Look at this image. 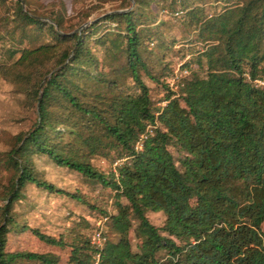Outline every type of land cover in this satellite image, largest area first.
Segmentation results:
<instances>
[{
	"label": "trees",
	"instance_id": "16d2710c",
	"mask_svg": "<svg viewBox=\"0 0 264 264\" xmlns=\"http://www.w3.org/2000/svg\"><path fill=\"white\" fill-rule=\"evenodd\" d=\"M125 1L68 29L60 11L44 16L24 8L27 0H0L2 39L11 43L4 54H18L1 73L36 115L5 153L13 175L0 207V264H264V87L254 81L264 78V0H213L210 14L205 0H166L162 7L181 12L203 47L196 68L184 64L189 77L176 90L162 80L159 106L142 79L159 82L144 53L162 38L157 24H144L157 0H132V8ZM105 22L114 26L99 33ZM43 33L50 39L22 46ZM170 148L182 154L178 163ZM37 155L114 192L113 236L102 247L87 236L86 218L69 239L18 224L13 205L26 184L63 192L36 170ZM96 157L110 166L122 161L104 171ZM158 211L160 226L147 216ZM18 230L67 247V261L50 251L8 250Z\"/></svg>",
	"mask_w": 264,
	"mask_h": 264
},
{
	"label": "rangeland",
	"instance_id": "374dc122",
	"mask_svg": "<svg viewBox=\"0 0 264 264\" xmlns=\"http://www.w3.org/2000/svg\"><path fill=\"white\" fill-rule=\"evenodd\" d=\"M127 3L125 0H27L24 8L44 16L51 10L60 11L64 16L67 28L70 29L79 24L84 26L107 12L121 10ZM130 3L129 8H132L134 6L132 0ZM167 3L166 0H157V2L151 3L149 7L154 18L144 23L150 27L157 24L162 32L161 40L152 42L147 47L148 49L152 48V51L144 52L151 63V71L159 78V82L142 75L156 106L165 104L163 98L166 89L162 86V80L166 82L168 80L173 90H176L177 84H182L189 77L190 70L184 64L190 63L191 68H196V56L203 47L201 42L194 40L196 31L187 27L185 21H182L183 14L181 12H172L167 6L162 7ZM7 5H9V1H7ZM203 7L207 14L212 13L214 10L213 0H205ZM5 8L0 5V17L6 13ZM110 26H114V23L110 25L105 22L99 33H103ZM6 27V24L0 20V207L5 201V192L13 175V171L4 163L5 153L14 146L18 134L25 132L32 126L36 116L25 95L18 91L1 73L2 63L12 61L18 56L16 54L15 58L7 60L4 54L5 48L11 45L9 38L2 39ZM17 31L19 33V30ZM18 33L16 32V34ZM49 39L46 33L39 34L34 40H24L22 46L36 45ZM96 52L101 55L103 50L100 49ZM161 52L163 53L162 61H159L157 57ZM165 64H167L169 72L163 76L161 68ZM260 80L264 81V78ZM126 84L131 85V82L127 80ZM258 86L264 87V85ZM170 150L178 163L182 154L174 148H170ZM121 161L122 159L117 160L110 166L107 160L96 157L92 162L98 169L107 171ZM34 163L36 170L63 192L49 193L31 183L26 184L22 190L23 197L13 205V215L18 224L37 228L42 233L54 237L62 234L69 239L70 231L77 230L75 224L81 218H86L92 222V228L86 231L90 240L97 227L103 229L107 239L112 238L108 216L115 212L113 191L86 180L75 171L55 165L45 156H34ZM71 194L77 196L72 197ZM122 201L125 202L123 199ZM95 216L103 217L96 218ZM147 216L156 226L163 223L164 215L160 211L148 212ZM260 232L264 245V222L260 227ZM130 237L132 245L135 246L136 240L133 238L132 232ZM7 249L55 252L59 255L62 263L67 261L69 252L67 247L58 248L45 244L29 230H18L12 233Z\"/></svg>",
	"mask_w": 264,
	"mask_h": 264
},
{
	"label": "built area",
	"instance_id": "2783aa9c",
	"mask_svg": "<svg viewBox=\"0 0 264 264\" xmlns=\"http://www.w3.org/2000/svg\"><path fill=\"white\" fill-rule=\"evenodd\" d=\"M254 81L257 85H264L263 80L255 79ZM105 241H106V235L104 234L103 229L101 227H98L92 234L91 243L95 244L97 247H102Z\"/></svg>",
	"mask_w": 264,
	"mask_h": 264
}]
</instances>
